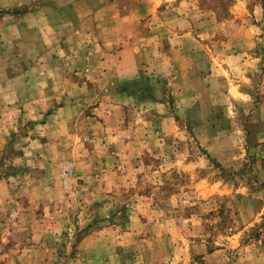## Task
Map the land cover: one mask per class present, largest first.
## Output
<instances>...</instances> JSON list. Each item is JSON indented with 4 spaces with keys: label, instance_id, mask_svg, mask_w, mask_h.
I'll list each match as a JSON object with an SVG mask.
<instances>
[{
    "label": "rangeland",
    "instance_id": "obj_1",
    "mask_svg": "<svg viewBox=\"0 0 264 264\" xmlns=\"http://www.w3.org/2000/svg\"><path fill=\"white\" fill-rule=\"evenodd\" d=\"M0 264H264V0H0Z\"/></svg>",
    "mask_w": 264,
    "mask_h": 264
},
{
    "label": "crops",
    "instance_id": "obj_2",
    "mask_svg": "<svg viewBox=\"0 0 264 264\" xmlns=\"http://www.w3.org/2000/svg\"><path fill=\"white\" fill-rule=\"evenodd\" d=\"M238 90H236V92H237ZM239 92V91H238Z\"/></svg>",
    "mask_w": 264,
    "mask_h": 264
}]
</instances>
